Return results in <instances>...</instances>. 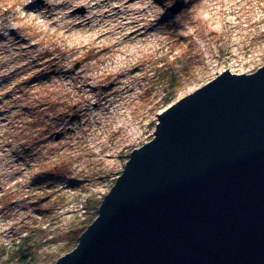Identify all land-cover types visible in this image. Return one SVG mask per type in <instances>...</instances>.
Returning a JSON list of instances; mask_svg holds the SVG:
<instances>
[{"label": "rangeland", "instance_id": "374dc122", "mask_svg": "<svg viewBox=\"0 0 264 264\" xmlns=\"http://www.w3.org/2000/svg\"><path fill=\"white\" fill-rule=\"evenodd\" d=\"M175 1L151 0L160 14L145 16L137 36L94 39L86 26L61 27L87 11L83 2L0 0V264H54L166 105L225 66L264 64V0H182L173 14ZM80 70L90 87H78ZM109 101L128 125L107 112ZM24 242L27 262L15 257Z\"/></svg>", "mask_w": 264, "mask_h": 264}, {"label": "water", "instance_id": "95a60500", "mask_svg": "<svg viewBox=\"0 0 264 264\" xmlns=\"http://www.w3.org/2000/svg\"><path fill=\"white\" fill-rule=\"evenodd\" d=\"M160 113L54 264H264V64L225 66Z\"/></svg>", "mask_w": 264, "mask_h": 264}, {"label": "bare ground", "instance_id": "6f19581e", "mask_svg": "<svg viewBox=\"0 0 264 264\" xmlns=\"http://www.w3.org/2000/svg\"><path fill=\"white\" fill-rule=\"evenodd\" d=\"M56 1L57 0H51V4H55ZM73 1H80L85 3L88 9L84 14H80L69 21L67 20L61 23V27L65 28V25H69L71 23L73 24V27L84 30V27L86 26L88 28L84 33L86 34V36H91L94 39H102L106 35H113L115 37H119L122 35H125V37L133 35L137 36L142 33L140 29L143 28L141 24L145 16H156L160 14L157 6H151V0H114L115 3H113L112 5L110 3V1L112 0H61V3L64 5H68ZM24 7L32 10L31 6H29L28 3H26ZM101 7H105L106 10L101 11ZM114 9H116V12H114ZM101 12L104 13V17H102V14H100ZM37 13L38 11L36 12V14ZM39 14L43 15L41 11L39 12ZM57 16L58 12L51 10L48 19L55 21L57 19ZM73 20L76 22H73ZM91 27H94V29H92ZM1 67L2 63L0 61V72ZM77 74L80 78L78 87H81L80 82L83 81L86 83V87L91 86V83L87 80L88 78L85 75L84 70L78 71ZM118 84L124 85V83H116V85ZM95 103L97 104V102ZM122 108L124 107H121L120 105H113V103L110 102L107 106V112L112 114L113 117L117 118L119 121H123V119L126 118V116H124L126 113V109L122 110ZM122 125H128L127 123H125V119L124 122H122Z\"/></svg>", "mask_w": 264, "mask_h": 264}, {"label": "trees", "instance_id": "16d2710c", "mask_svg": "<svg viewBox=\"0 0 264 264\" xmlns=\"http://www.w3.org/2000/svg\"><path fill=\"white\" fill-rule=\"evenodd\" d=\"M165 74H166V72H165ZM173 73L172 72H170L169 73V75H172ZM174 78H175V76L170 80V84L172 83V81H173V83L175 82V80H174ZM101 202V201H100ZM100 204V203H99ZM85 230V229H84ZM84 230H82V232H81V234L84 232ZM81 234L79 235V237L81 236ZM79 239V238H78ZM29 244L27 243V242H24V243H22L17 249H16V251H15V257L19 260V261H21V259H22V261H25V262H27L28 260L30 261L31 259H32V253H30L29 252ZM32 246V245H31ZM19 264H21V263H19Z\"/></svg>", "mask_w": 264, "mask_h": 264}]
</instances>
